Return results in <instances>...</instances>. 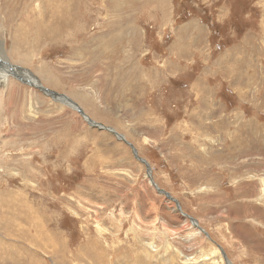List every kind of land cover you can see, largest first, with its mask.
Wrapping results in <instances>:
<instances>
[{
  "label": "rangeland",
  "instance_id": "1",
  "mask_svg": "<svg viewBox=\"0 0 264 264\" xmlns=\"http://www.w3.org/2000/svg\"><path fill=\"white\" fill-rule=\"evenodd\" d=\"M69 2L0 0V73L123 135L208 236L128 144L10 73L0 264H264V0Z\"/></svg>",
  "mask_w": 264,
  "mask_h": 264
},
{
  "label": "water",
  "instance_id": "2",
  "mask_svg": "<svg viewBox=\"0 0 264 264\" xmlns=\"http://www.w3.org/2000/svg\"><path fill=\"white\" fill-rule=\"evenodd\" d=\"M9 64V63H8ZM11 66V64H10ZM17 70V72H16ZM23 69L17 67V66H11V71H12V76L20 81L21 83L27 85V86H30L32 88H35L39 91H41L43 94H45L46 96L50 97L51 99H53L54 101L56 102H60V103H64V104H67L68 106H71L74 108V110H76L79 114H81V116L86 120V122L92 126V127H95V128H98L100 130H105L107 132H110L112 133L118 140L120 141H123L124 143L128 144L132 150H133V153H134V156L136 157V159H138L140 162H142L143 164H145V166L147 167V173H148V177L150 178L152 184L155 186L156 190L160 193V194H163L164 196H166L169 200H172L173 202L176 203V206L178 208V210L184 215V216H187L190 221L193 223L194 226H196L197 228H199V230H201L202 232H204L207 236L208 234L202 229L200 228V226L198 225L197 221L194 220L192 217L186 215L183 213L182 209H181V206L180 204L178 203L177 200H175L168 192L160 189L156 183L153 181V177H152V173H151V168H150V165L148 164V162L146 160H144L143 158L139 157L138 155V151L137 149L130 143L126 140V138L117 133L113 128H110V127H106V126H103L102 124H99V123H96L95 121H93L92 119H90L84 111H82V109L76 104L74 103L70 98L64 96V95H60L58 93H56L55 91H52L50 89H47L45 88L44 86H42L41 84H35V83H31V82H28L26 80H24L23 76L20 74L21 71ZM220 248V247H219ZM225 260H227V257L225 255V253H223V251H221ZM228 264V260L226 262Z\"/></svg>",
  "mask_w": 264,
  "mask_h": 264
},
{
  "label": "bare ground",
  "instance_id": "3",
  "mask_svg": "<svg viewBox=\"0 0 264 264\" xmlns=\"http://www.w3.org/2000/svg\"><path fill=\"white\" fill-rule=\"evenodd\" d=\"M77 1V0H76ZM68 2H69V0H68ZM70 3V2H69ZM91 4V3H90ZM78 5V4H77ZM64 10V9H63ZM77 11V10H76ZM74 12V11H73ZM61 13H63L62 11H61ZM69 13V12H68ZM71 14V12L69 13V15ZM78 14V13H77ZM63 15V17H64V15L65 14H62ZM62 15H60V19H62L61 17H62ZM67 15V14H66ZM74 15V14H73ZM59 16V15H58ZM68 16V15H67ZM75 16V15H74ZM69 17V16H68ZM56 20V19H55ZM69 20V19H68ZM72 20H73V18H72ZM56 22V21H55ZM55 22H54V24H55ZM60 22V21H59ZM54 24H52V26L54 25ZM42 25V24H41ZM60 25H61V23H60ZM63 25V24H62ZM73 26V25H72ZM74 26H75V24H74ZM54 27H55V25H54ZM47 28V27H46ZM71 28V27H70ZM39 29H40V26H39ZM44 29H45V27H44ZM62 30V29H61ZM55 31V30H54ZM53 31V32H54ZM57 31V30H56ZM64 31H66V30H64ZM37 32L38 33H40L38 30H37ZM42 32V31H41ZM60 32V31H59ZM68 32V31H67ZM45 34H46V32H44ZM51 34H52V32H50ZM61 33V32H60ZM42 33H40V35H41ZM50 34V35H51ZM64 35H65V33H63ZM47 35H48V33H47ZM67 35V34H66ZM42 36V35H41ZM52 36V35H51ZM59 36V35H58ZM62 36V35H61ZM42 37H44V36H42ZM60 37V36H59ZM39 39H40V37H39ZM49 39H51V38H49ZM42 40V39H41ZM37 42V41H36ZM40 42V41H39ZM2 52V51H1ZM3 58L5 59V62H8V59L6 58V56L4 57L3 56ZM15 67V66H14ZM5 69V71H3L2 73H0V77H2V76H7L8 74H12V71H11V66L10 67H5L4 68ZM17 72V71H16ZM24 73H25V75L27 76V78L29 79V80H27V78L26 77H23L26 81H28V82H31V83H35V84H40V82H39V80L30 72V71H27V70H25L24 71ZM62 105L64 104V103H61ZM64 105H66V106H68L67 104H64ZM69 108H72V109H74L73 107H71V106H68ZM236 138V137H235ZM234 139V138H233ZM232 139V140H233ZM234 141H235V139L233 140V143H234ZM151 168V167H150ZM154 181V180H153ZM198 223V222H197ZM42 231V230H41ZM39 233V232H38ZM37 233V234H38ZM41 235H42V233H41ZM61 237V236H60ZM62 241V240H61ZM54 245V244H53ZM57 245V244H56ZM229 263V262H228ZM24 264V263H23ZM136 264V263H135ZM143 264V263H142ZM230 264V263H229Z\"/></svg>",
  "mask_w": 264,
  "mask_h": 264
}]
</instances>
